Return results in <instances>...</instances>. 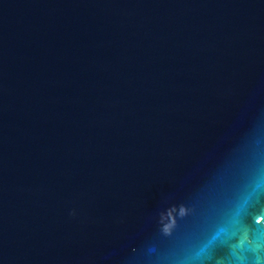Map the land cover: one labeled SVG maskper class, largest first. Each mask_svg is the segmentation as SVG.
Wrapping results in <instances>:
<instances>
[{
	"label": "water",
	"instance_id": "water-1",
	"mask_svg": "<svg viewBox=\"0 0 264 264\" xmlns=\"http://www.w3.org/2000/svg\"><path fill=\"white\" fill-rule=\"evenodd\" d=\"M264 261V0H0V264Z\"/></svg>",
	"mask_w": 264,
	"mask_h": 264
},
{
	"label": "snow or ice",
	"instance_id": "snow-or-ice-1",
	"mask_svg": "<svg viewBox=\"0 0 264 264\" xmlns=\"http://www.w3.org/2000/svg\"><path fill=\"white\" fill-rule=\"evenodd\" d=\"M256 261L259 262V264H264V261H261L260 256L255 257Z\"/></svg>",
	"mask_w": 264,
	"mask_h": 264
}]
</instances>
